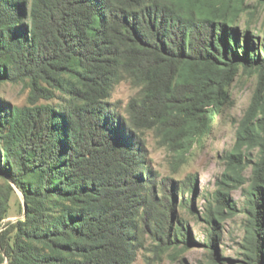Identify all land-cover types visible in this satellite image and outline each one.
I'll return each mask as SVG.
<instances>
[{
	"label": "trees",
	"instance_id": "1",
	"mask_svg": "<svg viewBox=\"0 0 264 264\" xmlns=\"http://www.w3.org/2000/svg\"><path fill=\"white\" fill-rule=\"evenodd\" d=\"M245 1L0 0V85L27 90L21 107L0 98V264H135L139 252L155 262L186 251L194 240L178 210L198 219L186 198L198 192L194 178L160 179L145 132L179 169L239 71L256 83L203 198V264H224L216 246L238 188L237 264H264V40L238 30ZM121 83L135 91L124 114L110 101ZM11 183L25 211L4 222Z\"/></svg>",
	"mask_w": 264,
	"mask_h": 264
},
{
	"label": "rangeland",
	"instance_id": "2",
	"mask_svg": "<svg viewBox=\"0 0 264 264\" xmlns=\"http://www.w3.org/2000/svg\"><path fill=\"white\" fill-rule=\"evenodd\" d=\"M243 8L238 20V30L242 33L246 28L249 29L257 42L262 44L264 40V7L257 4L255 0H246ZM255 83L254 76L243 75L242 71L238 72L229 86V102L216 118L211 133L190 150L185 163L179 169L174 170L170 165V157L166 150L158 145L153 132H145L148 152L147 164L158 173L160 179L171 178L175 181H186L189 177L194 178V186L198 192L196 196L194 193L188 192L186 198L192 199L196 209L194 212L198 215V219L189 215L185 210L179 209L178 215L187 222L188 232L194 242L188 245L186 251L169 250L155 262L146 261L145 256L148 258L152 256L150 253L139 252L135 264H203L206 262L208 255L205 247L207 227L201 218L205 205L209 201L204 202L203 198L213 197V193L216 191V182L225 169L224 158L235 144L238 122L250 102ZM134 92L127 83H121L112 92L110 101L119 103V111L124 114L126 104ZM26 97L27 90L21 85H0V98L10 106H24ZM249 176L250 169L248 168L244 172V177L247 180ZM3 185L4 181L0 177V188ZM13 189L14 193L10 196L9 210L4 222H15L23 217L20 214L22 195L18 190ZM230 196L235 202L238 212L234 218L225 221L216 249L217 253L222 256L224 264H237L240 258L239 245L243 237L245 221L242 188L232 190Z\"/></svg>",
	"mask_w": 264,
	"mask_h": 264
},
{
	"label": "water",
	"instance_id": "3",
	"mask_svg": "<svg viewBox=\"0 0 264 264\" xmlns=\"http://www.w3.org/2000/svg\"><path fill=\"white\" fill-rule=\"evenodd\" d=\"M11 185H12L13 188H15L17 190V188L12 183H11ZM22 205H23V213H24L25 209H24V200H23V197H22Z\"/></svg>",
	"mask_w": 264,
	"mask_h": 264
}]
</instances>
